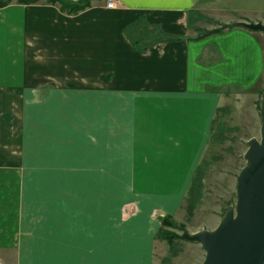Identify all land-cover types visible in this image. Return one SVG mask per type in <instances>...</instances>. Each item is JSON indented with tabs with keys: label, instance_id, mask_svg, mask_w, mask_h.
I'll list each match as a JSON object with an SVG mask.
<instances>
[{
	"label": "crops",
	"instance_id": "0c3cea01",
	"mask_svg": "<svg viewBox=\"0 0 264 264\" xmlns=\"http://www.w3.org/2000/svg\"><path fill=\"white\" fill-rule=\"evenodd\" d=\"M139 19L177 40L137 49L125 29ZM242 23L264 24V0H94L74 15L42 0L0 8V185L18 170L70 171L69 193L38 211L32 244L46 262L165 256L160 218H183L217 109L264 75V34ZM230 24L240 26L201 34ZM14 198L0 193V249L14 246L3 228ZM27 206L18 229H28Z\"/></svg>",
	"mask_w": 264,
	"mask_h": 264
},
{
	"label": "rangeland",
	"instance_id": "374dc122",
	"mask_svg": "<svg viewBox=\"0 0 264 264\" xmlns=\"http://www.w3.org/2000/svg\"><path fill=\"white\" fill-rule=\"evenodd\" d=\"M233 1L234 3L242 2V0ZM247 18L250 17L247 16ZM206 22L207 26H210L207 20ZM0 52L4 56L1 49ZM3 60L6 63L5 58ZM7 60L9 62V59ZM263 91L264 75L261 79L255 81L252 89H248L245 92L242 91V93L239 91L237 95L227 101L229 104L217 109L211 125L209 140L206 143L201 161L196 167L197 169L201 166L203 174L202 186L198 190L197 204L191 216L188 217L187 208H189V201L192 200L189 198L190 182L182 206L183 218L180 221H175L170 216L177 226L183 224V229L180 231L176 227L165 226L162 227L163 231L175 234L177 237H181L183 230H187L189 233L199 230L211 231L217 226L225 211L234 207L236 201V177L246 165L244 154L247 150V142L252 138L259 140L260 137L259 105ZM3 140L5 141V139ZM33 158V155H30L29 158L27 157L31 165L33 161H36ZM196 169L192 178L196 175ZM69 172V170L38 171L37 168L29 171L18 170L14 171L12 175L13 183L0 185V193H13L15 196L13 217L9 218L11 225L3 226L4 230L9 232L7 236L10 238H7V240L12 241L13 239L14 246L13 248L0 249V264H52L48 259L46 262L49 251L37 250L38 244L35 246L32 244L34 239L37 240V235L34 231L41 223H37L38 211L42 212L44 210L43 205H45L41 201L52 198L54 194L69 193ZM2 177L0 173V179H3ZM27 179L28 184H26ZM49 179H53L54 184L53 180L51 185L46 184L45 181L49 183ZM74 188L80 187L79 185H74ZM22 194L30 196L28 203L21 200ZM25 205H28L27 213L28 217H30V222L28 223V229L22 230L17 228V221H20L22 217H26ZM164 217L160 218V227L161 219ZM2 238H5V236H2ZM174 242L180 249L179 254L165 262L169 255L168 245L163 241L164 247L167 248V253L163 258L157 259V264H200L202 262L204 252L198 244L186 242L182 238L175 239Z\"/></svg>",
	"mask_w": 264,
	"mask_h": 264
},
{
	"label": "water",
	"instance_id": "95a60500",
	"mask_svg": "<svg viewBox=\"0 0 264 264\" xmlns=\"http://www.w3.org/2000/svg\"><path fill=\"white\" fill-rule=\"evenodd\" d=\"M248 30L264 34L262 23H242ZM259 140L247 142L246 165L236 177V201L211 230L181 238L198 244L204 252L200 264H264V91L259 105Z\"/></svg>",
	"mask_w": 264,
	"mask_h": 264
},
{
	"label": "trees",
	"instance_id": "16d2710c",
	"mask_svg": "<svg viewBox=\"0 0 264 264\" xmlns=\"http://www.w3.org/2000/svg\"><path fill=\"white\" fill-rule=\"evenodd\" d=\"M41 0H0V8L4 7L12 2H16L22 5H30L38 3ZM45 4L49 5H57L59 10L67 15H74L77 14L91 6L92 1L94 0H42ZM99 1V0H98ZM144 19H139L137 22L129 25L126 29V35L134 44L137 49H143L144 47H151L157 44H161L163 42L177 40V38L170 37L162 33L158 26H152L151 29L145 24ZM235 26H240L238 24H230V25H220L219 28L211 30V31H204L203 35H208L212 33H216L224 28H231ZM150 37L152 40L151 42H145V39ZM196 175L191 180V185L189 189V198L192 199L189 201V208H187V216H191L192 211L197 204L198 201V190H200L202 186V167L199 166L196 169ZM176 225V226H175ZM165 226H173L178 228L180 231L183 229V224H177L172 221L170 216H165L161 219V227L157 232V238L165 241L168 245V258H166L165 262L168 259L176 257L180 249L176 246L174 242L175 239H181V237H177L175 234L163 231L162 227Z\"/></svg>",
	"mask_w": 264,
	"mask_h": 264
},
{
	"label": "built area",
	"instance_id": "2783aa9c",
	"mask_svg": "<svg viewBox=\"0 0 264 264\" xmlns=\"http://www.w3.org/2000/svg\"><path fill=\"white\" fill-rule=\"evenodd\" d=\"M112 6H113V3L111 1H108L107 2V7H110L111 8Z\"/></svg>",
	"mask_w": 264,
	"mask_h": 264
}]
</instances>
